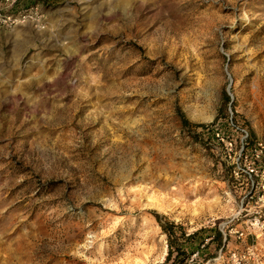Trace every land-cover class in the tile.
I'll return each instance as SVG.
<instances>
[{"label": "rangeland", "instance_id": "obj_1", "mask_svg": "<svg viewBox=\"0 0 264 264\" xmlns=\"http://www.w3.org/2000/svg\"><path fill=\"white\" fill-rule=\"evenodd\" d=\"M31 6L0 27V264H264V0Z\"/></svg>", "mask_w": 264, "mask_h": 264}, {"label": "built area", "instance_id": "obj_2", "mask_svg": "<svg viewBox=\"0 0 264 264\" xmlns=\"http://www.w3.org/2000/svg\"><path fill=\"white\" fill-rule=\"evenodd\" d=\"M23 0H0V27L11 28L19 25H24L30 22L38 23L36 20L38 12L36 8L31 6L29 8H22L20 4ZM217 138L229 148L230 151L235 149V143L229 139L225 140L220 134H217ZM244 146L241 147L243 153ZM253 153H256V160H258L264 154V146L258 144L253 148ZM256 163L253 161L249 164L247 173L250 177L256 175L257 170L255 168Z\"/></svg>", "mask_w": 264, "mask_h": 264}, {"label": "bare ground", "instance_id": "obj_3", "mask_svg": "<svg viewBox=\"0 0 264 264\" xmlns=\"http://www.w3.org/2000/svg\"><path fill=\"white\" fill-rule=\"evenodd\" d=\"M152 205V204H151Z\"/></svg>", "mask_w": 264, "mask_h": 264}]
</instances>
